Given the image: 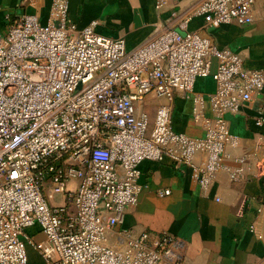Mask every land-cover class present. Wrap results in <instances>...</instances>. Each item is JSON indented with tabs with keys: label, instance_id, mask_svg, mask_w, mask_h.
<instances>
[{
	"label": "built area",
	"instance_id": "built-area-1",
	"mask_svg": "<svg viewBox=\"0 0 264 264\" xmlns=\"http://www.w3.org/2000/svg\"><path fill=\"white\" fill-rule=\"evenodd\" d=\"M254 2L202 0L195 10L204 20L201 29L188 30L186 15L130 51L122 38L98 34L96 21L78 30L68 0H51L46 23L34 14L6 15L8 28L0 32V264H28L29 246L46 264H186L168 232L119 227L126 209L138 203L142 161L189 169L202 191L221 169L231 181L242 177V168L224 164L227 148L239 141L226 117L262 101L264 74L245 68L239 53L219 48L207 30L252 23ZM177 6V0L154 3L173 18ZM207 77L214 90L204 97L194 84ZM176 98L192 99L201 137L173 129ZM254 121L264 125L262 104ZM34 225L43 240L27 234Z\"/></svg>",
	"mask_w": 264,
	"mask_h": 264
},
{
	"label": "crops",
	"instance_id": "crops-1",
	"mask_svg": "<svg viewBox=\"0 0 264 264\" xmlns=\"http://www.w3.org/2000/svg\"><path fill=\"white\" fill-rule=\"evenodd\" d=\"M68 1L69 20L78 30L96 21L98 34L122 38L128 51L164 28L175 27L186 15L190 16L188 30L204 25L203 17L195 13L202 0H177V18L171 17L168 8L157 11L155 0ZM50 5L51 0H0V32L8 28L6 15L17 19L34 14L46 23ZM252 15L250 24H223L207 32L219 48L239 53L245 68L264 74V0H255ZM213 90L210 77L197 79L194 84V92L204 97ZM261 98L226 117L231 134L239 141L236 147L227 148L230 159L224 164L242 168L240 180L231 181L229 173L221 169L209 189L202 191L189 169L177 171L168 160L142 161L138 203L126 209L119 229L134 234L168 232L179 242L186 264H264V125L256 126L254 121L261 104L264 114V88ZM192 106V99L176 98L172 126L176 132L198 138L203 132L192 121ZM240 157L247 161L238 163ZM201 160L200 155L195 156V162ZM75 185V181L68 184L69 188ZM164 190L169 194L160 195ZM26 232L34 241L44 239L37 225ZM27 251L28 264H46L32 247Z\"/></svg>",
	"mask_w": 264,
	"mask_h": 264
},
{
	"label": "rangeland",
	"instance_id": "rangeland-1",
	"mask_svg": "<svg viewBox=\"0 0 264 264\" xmlns=\"http://www.w3.org/2000/svg\"><path fill=\"white\" fill-rule=\"evenodd\" d=\"M152 109V108H151ZM34 264V263H33ZM36 264V263H35Z\"/></svg>",
	"mask_w": 264,
	"mask_h": 264
}]
</instances>
